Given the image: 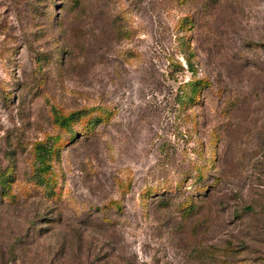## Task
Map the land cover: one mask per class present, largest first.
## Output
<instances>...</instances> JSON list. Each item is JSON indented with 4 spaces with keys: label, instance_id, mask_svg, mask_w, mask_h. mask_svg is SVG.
I'll list each match as a JSON object with an SVG mask.
<instances>
[{
    "label": "rangeland",
    "instance_id": "obj_1",
    "mask_svg": "<svg viewBox=\"0 0 264 264\" xmlns=\"http://www.w3.org/2000/svg\"><path fill=\"white\" fill-rule=\"evenodd\" d=\"M3 170L0 264H264V0H0Z\"/></svg>",
    "mask_w": 264,
    "mask_h": 264
},
{
    "label": "trees",
    "instance_id": "obj_2",
    "mask_svg": "<svg viewBox=\"0 0 264 264\" xmlns=\"http://www.w3.org/2000/svg\"><path fill=\"white\" fill-rule=\"evenodd\" d=\"M64 121V119L61 120V122ZM36 152V166L34 171V178H36V182L40 185H47L48 182H50L49 178L46 179L47 175L45 172L49 169L48 164L46 163V160L49 158L51 154V145L44 143H40L35 147ZM12 173L6 172V170L0 171V193L3 196L10 197L13 196L12 193H10V186L12 182ZM51 183H54V180L51 181ZM49 186V184H48ZM2 191V192H1ZM18 239H16L17 241Z\"/></svg>",
    "mask_w": 264,
    "mask_h": 264
}]
</instances>
